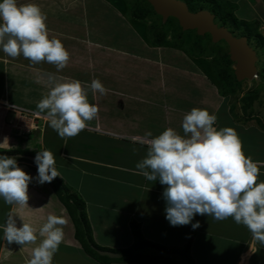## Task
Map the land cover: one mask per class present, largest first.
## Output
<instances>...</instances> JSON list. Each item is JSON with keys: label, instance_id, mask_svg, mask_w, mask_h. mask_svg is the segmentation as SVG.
<instances>
[{"label": "crops", "instance_id": "1", "mask_svg": "<svg viewBox=\"0 0 264 264\" xmlns=\"http://www.w3.org/2000/svg\"><path fill=\"white\" fill-rule=\"evenodd\" d=\"M99 1L18 0L19 4L35 3L47 14L46 24L50 38L55 37L62 41L70 53V60L66 68L57 72L52 64L41 62L33 65L22 55L11 58L0 50V143L4 137H8L12 149L38 151L37 144L40 147V144L45 142L48 121L45 114L40 113L37 108V103L47 95L51 87L45 73L77 79L81 81L82 87L90 85L93 79H99L107 93L100 95L97 92L93 95L89 89L88 99L90 103L98 105L99 112L101 111L103 115L100 116L98 112L97 117L88 122L86 129L81 132L103 138L105 142L114 144L115 149L109 146L110 151L101 160L96 157L97 148L91 147L90 144L93 149L91 156L78 154L77 150L66 152L63 148V139L55 148L51 146L52 148L47 149L45 145L42 146V150L51 151L57 159L56 168L61 175L59 177L69 192L83 200L94 241L100 246L114 250L128 248L133 244L130 223L135 221L147 241L164 247H183L190 241V255L195 264H264V246L254 241L251 232L245 226L236 224L231 217L215 220L207 215H196L193 223L200 222V227L196 230H192L191 225L174 227L166 220L164 212L166 204L162 197L165 186L158 180L148 181L136 168V164L147 154L146 141L150 139L145 135L150 130L145 129L143 120L145 115L154 113L150 116V125L146 124L151 126V129L160 126V122L159 125L155 122L159 118V94L162 93L163 97L164 92L168 97L167 89L160 86L161 84L165 86L166 80L170 83V77L174 75L188 77L195 84L197 81L202 82L197 88L203 90L202 87H205V96L208 92L211 93V89L205 84L203 79L206 78L199 75V71L192 72L193 70L189 68L185 70L180 66L181 69H178L180 73L176 74L177 57L185 56L168 46H153L150 40L143 39L140 42L131 41L133 45L139 44L141 47L137 52L129 51L128 49H131L127 48L129 46L103 47L101 42L90 40L87 34L81 36L79 31L82 28L88 34L91 30L83 16L88 11L93 13L94 6L99 9L100 4H104ZM227 1L235 5L236 11L241 12L244 5L251 10L252 16L242 15V19L249 20L250 17H257L260 14L257 12V6L262 3L261 0ZM93 17L91 16V23L95 27ZM145 30L147 32V29ZM108 61H111L109 67L106 64ZM185 61L190 62L186 58ZM186 62L177 63L188 67L185 65L188 64ZM122 66L124 68L127 66V69L123 71ZM152 66L159 68V71L155 70L157 74L154 77L144 71ZM114 76L116 81L110 82L109 79ZM156 79H159V84L155 82ZM155 94L157 96L154 98ZM99 96L102 98L103 106L99 105ZM195 104L198 106H186L181 110L171 107L173 119L177 120L175 112L181 113L180 119L183 120L184 115L192 108L206 109L215 115L218 112L217 104H214V110L206 97L196 98ZM229 111L228 109L225 112L236 126L245 128L234 120ZM26 119L30 120L29 128L23 126ZM181 125L182 121H177L175 128H182ZM152 134L153 137L157 135L154 132ZM39 150L41 151L40 148ZM243 151L254 161H264V153H257L255 148H243ZM112 153L118 161L112 158ZM18 165L32 176L37 174V168L32 163L18 161ZM259 181H264V167L260 170ZM86 188L88 192L84 190ZM28 194L30 197L28 207L8 205L0 198V224L5 223L11 212L17 216L18 227L22 226V221L30 223L37 229L38 234L48 215L61 216L67 223L62 226L64 240L54 255L53 264H103L88 256L82 249L75 238L72 219L50 183L39 185L33 181L29 184ZM97 196L99 198H96ZM41 239L43 238L38 236L35 243L25 246L9 244L3 239V231L0 230V264H26ZM173 260L178 264H185L175 256ZM107 264L167 263L158 261Z\"/></svg>", "mask_w": 264, "mask_h": 264}, {"label": "clouds", "instance_id": "2", "mask_svg": "<svg viewBox=\"0 0 264 264\" xmlns=\"http://www.w3.org/2000/svg\"><path fill=\"white\" fill-rule=\"evenodd\" d=\"M47 14L35 3L19 4L18 0H0V50L11 58L23 56L33 65L52 64L57 72L68 66L70 53L58 38L49 36ZM49 92L38 103L48 126L62 139L77 136L88 122L95 119L99 107L90 103L92 94L107 93L99 79L82 87L81 81L45 73ZM217 116L206 109L192 108L182 120L183 135L168 127L153 137L147 132V154L136 168L148 181H159L164 187L165 218L171 226L191 225L196 215L215 220L229 217L245 226L254 241L264 246V181L258 182L264 161L246 156L237 132L231 127L217 129ZM0 149L12 151L9 138L4 137ZM31 163V162H30ZM37 174L32 176L18 165L17 157L0 154V198L8 205L28 207L29 184L51 183L61 176L53 153L47 149L34 157ZM33 164V165H34ZM8 214L0 224L3 239L9 244L25 246L43 239L32 251L26 264H53L55 253L64 240L61 216L48 215L37 229Z\"/></svg>", "mask_w": 264, "mask_h": 264}, {"label": "rangeland", "instance_id": "3", "mask_svg": "<svg viewBox=\"0 0 264 264\" xmlns=\"http://www.w3.org/2000/svg\"><path fill=\"white\" fill-rule=\"evenodd\" d=\"M99 1V0H98ZM106 0L99 2H104V4H100L99 9L95 6L93 7V13L86 12V15H84L85 21H87V24H89L90 33H85L84 29L82 28L79 32L81 36H87L90 38V40H95L101 42V46H129L127 48L129 51L135 50L139 52L138 50L141 49V47L138 45H133L134 42H140L142 39L150 40L151 33L155 29H162L163 32L166 34V42L167 44L164 46H168L171 49H174L176 51H180L184 54L185 57L179 56L177 57V62L179 63H185V58L187 60H190V62H186L188 64V67L184 65H179L177 62H175L176 71L175 73H180L178 69H181L180 66H183L186 70V68L189 70H193L192 72L196 71L199 73V75L205 76L206 80L203 79L205 84L208 85V87L211 89V93L208 92L207 96H205L204 89L201 90L197 87L202 85L201 83L195 84L192 80H190L188 77L184 78V76L174 75V77H170V83L166 80L165 86H160V88L167 89V94L163 92L165 96L162 97V93L159 94V101H160V107L158 108V120L155 121L160 122V126L157 128L151 129V126H148L146 123L149 124V119L151 115H145V120H143V124L145 129L151 132H154V134L157 133L160 134L163 130H165L167 127L174 128L179 134L183 135L182 128L176 127L175 124L177 121H182L180 119L181 113H175L174 116L175 119H173V111L171 110V107H174L175 109H183L186 106L194 107L198 106L195 104V99L202 96L203 98L206 97L208 104H211L214 107V104H217L216 108L218 107V112H216L217 116V122L214 124L216 125L217 129L223 128V127H231L233 128L237 134L239 139L242 142L243 148H250V149H256L257 153L262 154L264 153V130L262 126H264V91L263 89V83L260 81H255L254 79L259 75V72L261 70H264V0H261V4L259 3L257 6V17H250L249 20L242 19V15L244 16H252L251 10L249 8L247 9L244 5V7H241V12L236 11L234 9V15L241 20H246L248 22H257L258 24V31L261 35V41L263 42V46H260L259 48H254L257 45V41L253 40L251 43V48L257 52V61H256V68L257 72L253 79L251 80H243L238 81L239 87H236V91L234 93L228 92V87L224 86L223 88L220 86L221 84L217 82L216 80V74L219 69L226 67V64L224 63V59L222 58V55L228 54V47L224 46L223 43H213L211 41L210 35L207 37L205 35H202L201 37L196 34V31L193 30H182L178 24V21L175 18L169 17L165 21L162 20V17L159 16L154 12L151 5L145 1V0ZM219 5L222 6V9H228L230 4V1L227 0H215ZM184 2V1H183ZM208 8H210L211 3L207 2L205 5ZM233 7L235 5H232ZM98 9V11H97ZM135 11L138 13H144L145 18L144 21H138L136 19H133L131 16V13ZM262 11V12H261ZM118 15H117V13ZM95 14V15H94ZM94 15V17H93ZM262 15V16H261ZM91 16L94 18L93 23L95 24V27L91 23ZM241 18H240V17ZM92 18V19H93ZM248 18V17H247ZM129 24V25H128ZM218 26L219 25L216 23ZM92 26L94 28H92ZM179 27V28H178ZM227 28L226 26H224ZM138 29V30H137ZM147 29V32L146 30ZM227 30H229L227 28ZM240 31L241 29H235L233 32H231L235 37H241ZM148 35V36H146ZM245 36V35H243ZM147 37V38H146ZM67 41V40H66ZM133 41V43L131 42ZM133 45V46H132ZM177 46H181V48H177ZM166 47V48H168ZM166 56V54H164ZM230 59V58H229ZM164 60V59H163ZM175 61V60H174ZM232 62V61H231ZM211 63V64H210ZM109 67L111 64V61H108L106 63ZM144 68V67H143ZM182 68V70L184 69ZM127 69L122 66V70L125 71ZM227 69L232 71L234 74V63L232 62L231 65L227 66ZM159 71L158 66H152L148 68L145 73L149 72L152 74V76H156V71ZM178 70V71H177ZM211 76L212 79L209 77ZM192 79H194V75H192ZM115 76L113 78H110V82L116 81ZM189 79V80H188ZM174 80V82H173ZM214 80V81H213ZM158 82L159 79H156L155 82ZM196 81V79L194 80ZM207 81V82H206ZM105 82V81H104ZM258 90V97L256 100L253 101L252 104V114L251 116L247 117V115L242 111V98L249 95L250 91L252 90ZM182 94V96H181ZM157 95H154V98ZM99 105L103 106L102 98L99 96ZM183 99V101H182ZM212 109V112H214ZM229 111V114L233 116L234 120L238 122L240 125H242L245 128L237 127L236 124L233 122L232 118H229L225 111ZM215 110V109H214ZM153 112V111H152ZM156 112V111H154ZM100 116L103 115V113L99 112ZM28 117V116H27ZM183 117V115H182ZM30 120L23 122V126L25 128L30 127ZM25 124V125H24ZM156 124V123H155ZM152 124V125H155ZM150 125V124H149ZM49 137V139H48ZM52 137V139H51ZM48 140H51V142H54L53 144L49 142ZM62 141V138H60L56 131L51 129L49 126L46 128L45 132V142L39 145L37 144L38 151L39 148L42 151V146L45 145L47 149L56 147V145H60L59 142ZM92 143V144H91ZM96 147L97 151H95L96 157L103 160L105 158V155L110 151V147L112 146L115 149L114 144H109L105 142L103 138L96 137L91 134H87L84 132H80L77 136L71 137V138H64L63 139V148H65L66 152L75 151L77 150L78 154H83L85 156H91L93 155L91 147ZM52 146V147H51ZM22 147V144L21 146ZM89 147L91 150H89ZM96 150V149H95ZM36 151V152H38ZM106 153V154H105ZM95 155V154H94ZM112 153V158L118 161V158ZM116 157V158H115ZM57 160V159H55ZM96 172L98 170H95ZM88 192V189H84ZM86 192V194H87ZM96 198H99L97 196ZM98 200V199H97ZM100 200H98L99 202ZM104 201V200H103ZM134 241V240H133ZM145 252V251H143ZM146 253V252H145ZM152 250L149 249L147 254H151ZM145 254V255H147ZM144 255V256H145ZM163 257H167V254H161ZM147 257V256H145Z\"/></svg>", "mask_w": 264, "mask_h": 264}, {"label": "trees", "instance_id": "4", "mask_svg": "<svg viewBox=\"0 0 264 264\" xmlns=\"http://www.w3.org/2000/svg\"><path fill=\"white\" fill-rule=\"evenodd\" d=\"M186 3L188 9L191 12H196L198 10H208L214 14V22L219 25L226 26L229 31L233 32L235 29H241V36L245 35L247 38V43L251 46L253 40L257 41V45L254 48H259L263 46V42L261 41V35L258 31V23L257 22H248L246 20L238 19L234 15V7L229 5L228 9H222V6L219 5L215 0H182ZM207 2L211 3L210 8L207 9L205 6ZM133 19L138 21H144L145 18L144 13H138L133 11L131 13ZM171 19V18H169ZM179 28V27H178ZM181 29V28H179ZM195 32V30H193ZM151 44L153 46H164L167 44L166 34L162 29H155L151 33ZM205 36H209L206 34ZM201 37V36H200ZM219 43H223L224 46H227L224 41H219ZM177 48H181V46H177ZM253 48V49H254ZM256 52V51H255ZM257 54V52H256ZM224 59V63L226 67H223L218 70L216 74V80L219 82L221 87H228V92L234 93L236 91V87H239V83L235 78V75L232 71L227 69L228 65H231V61L227 54L222 55ZM211 64V63H210ZM210 79L211 76L209 77ZM255 81H260L263 83V91H264V70L259 72V75L254 79ZM214 81V80H213ZM258 97V90L250 91L249 95L242 98V111L247 115V117L252 114V104L253 101ZM264 130V126H262ZM36 151H28L22 149H12V151H6L0 149V154L8 155L10 157H17L18 161L29 162L27 159L19 155H29L35 157ZM52 186L56 196L58 199L64 204L68 214L70 215L72 222L75 228V238L80 243L84 252L95 259L96 261L107 264L109 262H119V263H129V262H145V263H156L158 261L166 262L167 264H178L173 260V256L177 257L178 260L183 261L185 264H195L190 255V241H188L183 247H164L157 243L147 241L140 231V226L135 221L130 223V231L133 236V244L125 249H111L108 247H103L98 245L92 235L91 226L89 224L86 211L85 204L83 200L76 194L70 193L66 185L63 183L61 178L58 176L54 178V180L50 183ZM149 249L152 250L153 254H147ZM109 251L113 253L119 254V257L111 258L106 255H101L100 252ZM145 251V252H143ZM162 253H166L167 257L161 256ZM147 254V255H145ZM147 257H145V256Z\"/></svg>", "mask_w": 264, "mask_h": 264}, {"label": "water", "instance_id": "5", "mask_svg": "<svg viewBox=\"0 0 264 264\" xmlns=\"http://www.w3.org/2000/svg\"><path fill=\"white\" fill-rule=\"evenodd\" d=\"M145 1L151 5L156 14L162 17L163 21L172 17L178 21L184 31L195 30L199 36L209 34L213 43L224 41L228 47L230 61L234 63V75L237 81L251 80L255 77L257 56L247 43V38L245 36L235 37L224 26H218L214 22L213 13L205 9L191 12L182 0ZM19 156L34 164L33 156ZM100 254L111 258L119 257V254L109 251H103Z\"/></svg>", "mask_w": 264, "mask_h": 264}]
</instances>
